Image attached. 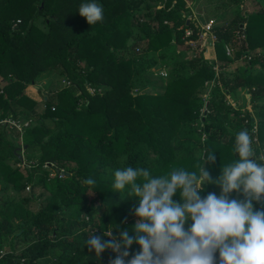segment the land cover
Returning a JSON list of instances; mask_svg holds the SVG:
<instances>
[{
  "label": "trees",
  "instance_id": "trees-1",
  "mask_svg": "<svg viewBox=\"0 0 264 264\" xmlns=\"http://www.w3.org/2000/svg\"><path fill=\"white\" fill-rule=\"evenodd\" d=\"M258 1L257 12L241 15L237 7L225 27L211 29L214 60L199 53L184 63L175 47L206 31L184 16L182 0H96L103 20L91 25L78 14L90 0H0V121H29L21 133L0 126V195L34 186L48 194L36 212L28 209L30 195L0 203V264H38L49 252L51 264H99L85 247L90 232L113 229L118 236L136 222L137 201L127 186L113 188L117 168L195 171L201 155L212 152L217 159L205 167L215 179L238 159L235 136L244 129L264 153V0ZM170 54L162 92H143L146 74L158 60L170 66ZM236 60L244 66L228 77ZM52 73L67 85L43 95L37 82ZM28 86L42 100L41 114ZM240 90L249 103L263 100L255 114L228 103ZM89 177L94 187L83 184ZM209 192L219 196L220 189L208 184L202 198ZM261 206L254 202V210ZM137 251L133 244L127 259Z\"/></svg>",
  "mask_w": 264,
  "mask_h": 264
},
{
  "label": "clouds",
  "instance_id": "clouds-1",
  "mask_svg": "<svg viewBox=\"0 0 264 264\" xmlns=\"http://www.w3.org/2000/svg\"><path fill=\"white\" fill-rule=\"evenodd\" d=\"M78 14L95 24L103 20V7L90 0ZM252 143L247 129L239 131L238 159L220 167L215 179L205 167L217 159L212 152L201 155L195 171L179 167L153 175L145 167L117 168L113 188L127 186L129 199L137 201L136 222L118 236L113 229L103 236L90 232L85 247L96 258L106 250L114 253L108 264H264V163L253 158ZM96 183L92 177L83 180L88 186ZM208 184L220 189L219 196L209 192L202 198ZM232 193L243 198H232ZM254 202L262 206L254 210ZM133 244L138 251L127 259Z\"/></svg>",
  "mask_w": 264,
  "mask_h": 264
},
{
  "label": "rangeland",
  "instance_id": "rangeland-1",
  "mask_svg": "<svg viewBox=\"0 0 264 264\" xmlns=\"http://www.w3.org/2000/svg\"><path fill=\"white\" fill-rule=\"evenodd\" d=\"M186 10L183 11L184 16H186L187 19H199L200 17L203 19L204 25H201V27L206 31L205 34H200L199 38L196 41H186L182 46L175 47V53H181L183 59L182 61L184 63H187L189 59L194 58L195 56L201 55L206 60H214V51L212 48L214 37L212 28L213 27H225L229 23L230 20L235 17L237 7H240L241 15H247L253 12H257L261 4L258 0H239L238 5L235 3V0H182ZM136 53L138 52L137 48L133 49ZM169 51V49H167ZM229 55L232 56V51L228 50ZM257 53V52H256ZM262 54V53H261ZM170 57L168 58L167 64L170 65L168 67H165L162 65L160 60H158V63L156 67L152 68L150 72H148L146 75H148L149 85L146 87V89L143 92L149 93V94H160L163 90L164 84H165V77L166 73L171 67V62L174 60V54H170ZM180 58V57H178ZM264 59V55H263ZM164 64V63H163ZM219 63L217 62L216 65ZM214 67L215 72L218 73L219 70H217V67ZM244 66V63L240 60L233 61L227 68V70L224 72L228 77H231V75L235 73L236 69L238 67ZM259 68V66L256 67V70ZM65 81L62 77L58 76L56 73H52L48 75L45 78H41L37 84L39 85V88L42 90V94L45 93V91L49 90L50 88H62ZM32 87L28 86L25 89V92L29 94L30 96L34 97L37 101V108L39 110V113L41 114L43 112L44 106L42 103V100L37 92L34 90H31ZM33 91V92H32ZM238 96L236 98L229 97L228 103L231 104L232 107H237L239 105L240 107H247L252 113L255 114L256 110L254 109V105L260 106L263 102L262 99L254 101L253 103H249L250 96L248 94L244 93V90H240L238 92ZM208 91L204 94V98L207 97ZM45 95V94H44ZM204 113V112H203ZM20 123H22V120H20ZM46 125H51L49 121L45 122ZM9 128V127H7ZM11 138V136H10ZM14 144H17L19 140L11 138ZM252 146L254 150V157H260V159L264 163V153L262 151L259 152L257 149L258 144L257 142L252 139ZM21 154V153H20ZM22 155V154H21ZM52 176V174L50 175ZM32 197V201L30 203V206L28 209L31 212H36L41 205L45 203L46 198L48 197V194L40 187V186H34L33 189L26 188V190L22 194L15 193L12 189L9 190L6 194L0 195V203L4 199H13L18 201L21 197ZM90 197V196H89ZM97 201L94 203V205H97ZM98 218H96L95 223H97ZM96 232V230H95ZM98 235L103 236L102 233H99ZM108 237H104L106 239ZM54 260L53 254L48 253L46 256L38 260V264H51ZM109 258L106 254H101L99 257V264H108Z\"/></svg>",
  "mask_w": 264,
  "mask_h": 264
},
{
  "label": "built area",
  "instance_id": "built-area-1",
  "mask_svg": "<svg viewBox=\"0 0 264 264\" xmlns=\"http://www.w3.org/2000/svg\"><path fill=\"white\" fill-rule=\"evenodd\" d=\"M18 23H19V21H16L14 23V26L16 24H18ZM64 84H66V83H64ZM87 90H88V92L92 93V90L91 89L87 88ZM28 122L29 121H27V120H25V121L22 120V123H20V121H15L12 118H5V119H3V120L0 121V126L3 125V126H6V127H9L10 129H14L17 132L21 133L22 128L25 127V126H27L28 125Z\"/></svg>",
  "mask_w": 264,
  "mask_h": 264
},
{
  "label": "water",
  "instance_id": "water-1",
  "mask_svg": "<svg viewBox=\"0 0 264 264\" xmlns=\"http://www.w3.org/2000/svg\"><path fill=\"white\" fill-rule=\"evenodd\" d=\"M198 20H199L200 25H204L203 19L201 17ZM206 105H207V103H206ZM19 158L22 159L21 156H19Z\"/></svg>",
  "mask_w": 264,
  "mask_h": 264
},
{
  "label": "crops",
  "instance_id": "crops-1",
  "mask_svg": "<svg viewBox=\"0 0 264 264\" xmlns=\"http://www.w3.org/2000/svg\"><path fill=\"white\" fill-rule=\"evenodd\" d=\"M1 85H2V84L0 83V86H1ZM31 90H34V89L32 88ZM34 91H35V90H34ZM32 92H33V91H32ZM35 92H36V91H35ZM45 92H46V91H45ZM44 94H45V93H44ZM44 94H43V95H44ZM28 95H29V94H28ZM31 97H32V96H31ZM36 107H37V106H36ZM35 111H36L37 113H39V110H38L37 108L35 109Z\"/></svg>",
  "mask_w": 264,
  "mask_h": 264
}]
</instances>
